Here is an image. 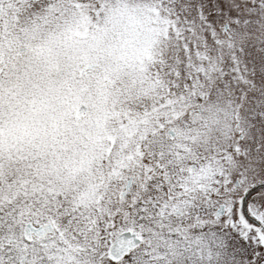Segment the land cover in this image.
Wrapping results in <instances>:
<instances>
[{
	"label": "snow or ice",
	"instance_id": "obj_1",
	"mask_svg": "<svg viewBox=\"0 0 264 264\" xmlns=\"http://www.w3.org/2000/svg\"><path fill=\"white\" fill-rule=\"evenodd\" d=\"M0 264H264V0H0Z\"/></svg>",
	"mask_w": 264,
	"mask_h": 264
}]
</instances>
